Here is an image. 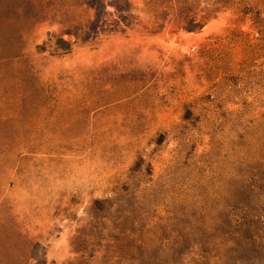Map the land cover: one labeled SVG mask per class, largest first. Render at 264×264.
I'll use <instances>...</instances> for the list:
<instances>
[{"label":"rangeland","instance_id":"obj_1","mask_svg":"<svg viewBox=\"0 0 264 264\" xmlns=\"http://www.w3.org/2000/svg\"><path fill=\"white\" fill-rule=\"evenodd\" d=\"M0 264H264V0H0Z\"/></svg>","mask_w":264,"mask_h":264}]
</instances>
